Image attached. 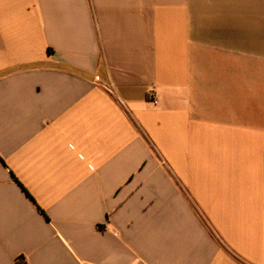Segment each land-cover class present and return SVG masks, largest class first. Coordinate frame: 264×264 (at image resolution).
Listing matches in <instances>:
<instances>
[{
    "label": "crops",
    "instance_id": "0c3cea01",
    "mask_svg": "<svg viewBox=\"0 0 264 264\" xmlns=\"http://www.w3.org/2000/svg\"><path fill=\"white\" fill-rule=\"evenodd\" d=\"M0 264H264V0H0Z\"/></svg>",
    "mask_w": 264,
    "mask_h": 264
},
{
    "label": "built area",
    "instance_id": "2783aa9c",
    "mask_svg": "<svg viewBox=\"0 0 264 264\" xmlns=\"http://www.w3.org/2000/svg\"><path fill=\"white\" fill-rule=\"evenodd\" d=\"M150 96H151V98H152V101H153L154 103H157V98L154 97L153 95H150Z\"/></svg>",
    "mask_w": 264,
    "mask_h": 264
}]
</instances>
